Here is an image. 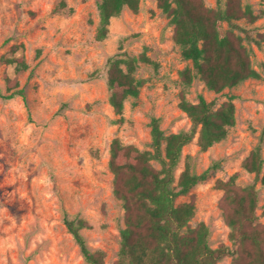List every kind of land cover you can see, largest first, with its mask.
Returning a JSON list of instances; mask_svg holds the SVG:
<instances>
[{
  "label": "rangeland",
  "instance_id": "1",
  "mask_svg": "<svg viewBox=\"0 0 264 264\" xmlns=\"http://www.w3.org/2000/svg\"><path fill=\"white\" fill-rule=\"evenodd\" d=\"M99 1L0 0V57L24 56L29 65L21 72L15 65L0 66L2 93L7 94L3 76L8 74L28 95V103L20 96H0V264H86L64 224L63 208L86 221L82 233L90 248L105 252V264H115L125 211L113 192L111 143L119 138L150 150L152 117L160 119L166 135L190 130L192 119L180 108L182 92L191 103L203 96L216 108L234 98L236 124L227 137L203 150L198 128L176 170L178 180L187 166L200 175L216 165L177 203L195 196L190 226L205 223L211 246L224 244L232 253L218 264H232L237 245L223 218L224 193L217 180L238 174V184H255L257 222L264 224V184L242 166L259 144L264 158V0H243L258 18L240 21L247 32L237 31L259 77L220 93L198 76L190 86L183 84L181 72L193 64L182 57L157 0H140L138 13L123 10L112 19L105 40L97 39ZM204 2L219 6V0ZM143 52L151 62L140 63L135 77L145 84L118 115L109 103L108 61Z\"/></svg>",
  "mask_w": 264,
  "mask_h": 264
},
{
  "label": "trees",
  "instance_id": "2",
  "mask_svg": "<svg viewBox=\"0 0 264 264\" xmlns=\"http://www.w3.org/2000/svg\"><path fill=\"white\" fill-rule=\"evenodd\" d=\"M140 3V0H100L97 39L105 40L109 36L112 19L123 10L138 13ZM157 6L174 27L173 39L182 57L193 64V68L186 67L181 72L186 87L198 76L209 90L220 93L259 77L244 37L237 32H247L239 25L240 21L254 23L258 18L250 4L243 0H225L222 4L219 0V6L212 8L204 0H157ZM150 62L145 52L139 56L121 53L109 59V103L116 114H123L129 98L139 97L145 81L137 80L135 74L140 63ZM3 64L15 65L17 72L29 68L24 56H2L0 66ZM3 79L7 94L0 90L2 98L20 96L28 103L26 89L20 86L18 78L4 74ZM180 108L192 119L190 130L166 135L160 119L152 117L150 150L125 145L119 138L111 143L109 168L114 176L113 192L125 211V228L121 231L115 264H218L232 254L224 244L217 248L211 246L210 228L205 223L190 226L196 214L195 196L177 203L180 197L189 196L192 189L205 182L216 165L200 175L192 173L187 166L178 180L176 170L183 148L194 140L198 128L203 150L227 137L236 124L234 98L216 108L203 96L197 103H191L182 92ZM242 166L264 184L260 144ZM237 177L234 174L216 182V188L224 193L220 201L223 218L231 230V240L237 245L231 263L264 264V224L257 222L256 214L259 193L255 184H238ZM63 220L85 263L105 264V252L92 250L82 233L86 221L72 216L66 208H63Z\"/></svg>",
  "mask_w": 264,
  "mask_h": 264
}]
</instances>
